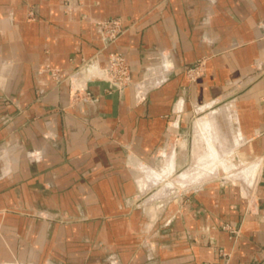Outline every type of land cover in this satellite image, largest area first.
Segmentation results:
<instances>
[{"label":"crops","instance_id":"1","mask_svg":"<svg viewBox=\"0 0 264 264\" xmlns=\"http://www.w3.org/2000/svg\"><path fill=\"white\" fill-rule=\"evenodd\" d=\"M0 264H264V0H0Z\"/></svg>","mask_w":264,"mask_h":264},{"label":"rangeland","instance_id":"2","mask_svg":"<svg viewBox=\"0 0 264 264\" xmlns=\"http://www.w3.org/2000/svg\"><path fill=\"white\" fill-rule=\"evenodd\" d=\"M32 14V12H29V16ZM107 21V27L105 28H101V31L99 30V27H98V24L99 23H102V22H105ZM111 28H115L116 30H118V36L111 42H106L105 41V36L104 34L106 35H109L111 34ZM95 29H96V32L98 33V35L101 37V39L104 41V45H103V48H107L109 47L110 45L114 44L118 38L121 36V34L124 32V27H123V22H122V19L120 16H110V17H107V18H103V19H99V20H96L95 21ZM111 52H117V53H121L123 56H124V59H125V63H126V66H127V78L125 79L126 81V84L125 86L129 85L131 82H130V78H129V65H128V62H127V59H126V55L124 52L120 51V50H117V49H110L108 51V63L107 65L109 64V59H110V53ZM97 53L94 55L96 56ZM97 58L95 57V60ZM84 61V60H83ZM85 62H83L81 65H84ZM205 64H206V58L205 57H200V58H197L195 61L189 63L185 69H184V77L186 79V81L188 83H192V82H195L200 76H202L204 74V71H205ZM106 65V66H107ZM106 66H103V67H100L98 66V68L101 70L103 69L104 67ZM80 67V66H79ZM79 67L75 70L76 72L79 71ZM84 67H87L86 66V63L84 65ZM50 68L47 66V69ZM53 70H55V74L52 75L50 73V75L55 79V80H59V72L56 68H51ZM87 69H85L86 71ZM85 73V72H84ZM103 73V72H102ZM104 74V73H103ZM105 75V74H104ZM80 76V75H77V77ZM105 78L109 81V78L107 76H105ZM109 89L110 90H114V86H112V84L110 83L109 81ZM124 86V87H125ZM123 87V88H124ZM122 88V89H123ZM115 90H119V89H115ZM121 90V89H120ZM72 99L74 100H78L79 97H92V94L91 92L85 88L84 92H79V90L77 89L76 91H73L72 93ZM6 101H8V99L6 98L5 99ZM223 102L218 101L217 102V106L221 105ZM5 120H7V118L5 117ZM190 132L192 133V131L189 130H185V136H184V140H183V148H187L188 150V153H189V149L192 148L193 144H197V146H202L204 144L203 141H201L198 137L199 140H197V142L194 140L193 136L192 135H189ZM174 142V141H173ZM237 151H234V155L232 154L230 156V160L233 161V162H236L239 160V156L236 154ZM187 160H190V157L187 156ZM196 160V157L195 156H192L191 157V162L196 164V163H201V162H195ZM202 164V163H201ZM221 174V173H220Z\"/></svg>","mask_w":264,"mask_h":264},{"label":"built area","instance_id":"3","mask_svg":"<svg viewBox=\"0 0 264 264\" xmlns=\"http://www.w3.org/2000/svg\"><path fill=\"white\" fill-rule=\"evenodd\" d=\"M107 21L99 23L98 27L99 30L101 31V28H105L107 27ZM105 41L106 42H111L113 41L117 36H118V30H116L115 28H111V34L109 35H105ZM85 65V63H84ZM84 65H81L79 67V71H77L75 73V75H80L82 76L85 72L86 67H84ZM48 71L54 75L55 74V70L48 68ZM101 71L105 74V76H107L109 78L110 83L112 84V86H114V89H122L125 84L126 81L125 79L127 78V66L125 63V59L124 56L121 53H117V52H111L110 53V59H109V64L104 67L103 69H101ZM85 90V89H84ZM224 228L232 231L233 233L237 232V228L232 227V226H227L225 225ZM223 255H227L226 253H223Z\"/></svg>","mask_w":264,"mask_h":264},{"label":"bare ground","instance_id":"4","mask_svg":"<svg viewBox=\"0 0 264 264\" xmlns=\"http://www.w3.org/2000/svg\"><path fill=\"white\" fill-rule=\"evenodd\" d=\"M220 108H222V107H220ZM216 110H217V109H216ZM211 111L213 112L214 110H211ZM218 112H219V111H218ZM225 112H226V111H225ZM210 113H211V112H210ZM210 113H206V114L211 115ZM213 113H214V114H215V113L217 114V111H216V112L214 111ZM214 114H213V115H214ZM219 114H220V112H219ZM218 116H219V115H217V117L215 116V118H219ZM226 116H227V115H226ZM226 116H225V118H226ZM208 117H209V116H208ZM211 117H214V116H211ZM221 117H222V116H221ZM209 118H210V117H209ZM225 118H224V119H225ZM207 120H208V119H207ZM211 120H212V118H211ZM215 120H217V119H215ZM225 120H226V119H225ZM212 121H213V120H212ZM208 122H209V120H208ZM225 122H226V121L220 123V120H219V123H220V124H225ZM195 123H196V121H195ZM212 123H214V122H212ZM220 124H219V126H221ZM197 125H198V124H197ZM208 125H211V123L209 122ZM214 125H215V124H214ZM201 126H202V125H201ZM203 126H204V125H203ZM203 126H202V127H203ZM211 126H213V125H211ZM219 126H218V124H217V127H219ZM199 127H200V126H199ZM199 127H198V128H199ZM205 127H206V126H205ZM205 127H204V128H205ZM207 127H208V126H207ZM217 127H216V125H215L214 129L217 128ZM223 127H224V125H223ZM223 127H222V128H223ZM208 128H209V130L211 129L210 126H209ZM212 128H213V127H212ZM222 128H220V129L223 130V132H224L225 130L222 129ZM200 129H202V128H200ZM198 130H199V129H198ZM207 130H208V129H207ZM211 130H212V129H211ZM205 131H206V130H205ZM213 131L215 132V130H212V132H213ZM217 131H218V133H219L220 130H218V128H217ZM226 131H227V130H226ZM202 132H203V129H202ZM199 133H201V131H199ZM206 133H207V132H206ZM209 133H210V131H209ZM220 133H222V131H221ZM220 133H219V134H220ZM224 133H225V132H224ZM204 134H205V133H204ZM226 134H227V133H226ZM226 134H223V135H226ZM201 135H202V134H201ZM214 135L217 137V135H216L215 133H214ZM221 135H222V134H221ZM210 136H211V133H210ZM205 137H206V136H205ZM205 137H204V140L206 139ZM213 137H214V136H213ZM220 137H221V136H220ZM220 137H219V138H220ZM222 137H223V136H222ZM227 137H228V136H227ZM214 138H215V137H214ZM224 138H226V136H224ZM229 138H231V137H229ZM217 139H218V138H217ZM220 139H221V138H220ZM206 140H208V139H206ZM215 140H216V139H215ZM221 140H224V139H221ZM227 140H228V139H227ZM202 141H203V140H202ZM211 141H212V140H211ZM225 141H226V140H224L223 143H225ZM231 141H233V140H231ZM235 141H236V140H235ZM208 142H209V141H208ZM212 143H213V142H212ZM233 143H234V142H233ZM204 144H205V145L208 144L207 147L209 148L208 150L210 151L209 143H206V142H205ZM213 144H214V143H213ZM217 144H218V143H217ZM194 145H195V144H194ZM210 145H212V144H210ZM221 145H222V143H221ZM217 146H218V145H217ZM217 146H216V147H217ZM229 146H230V145H229ZM229 146H228V148H229ZM212 147H213V145H212ZM212 147H211V148H212ZM219 147H222V146H219ZM219 147H218V148H219ZM224 147H226V146H224ZM231 147H232V146H231ZM213 149L215 150V147H213L212 150H213ZM224 149H226L225 151L227 152V153H226V155H227V154H228V150H227V148H223V150H224ZM214 150H213L212 152L215 153V151H217V150H215V151H214ZM219 150H222V149H219ZM229 150H231V149H229ZM209 151H208V152H209ZM212 152H211V153H212ZM206 153H207V152H206ZM211 153H210V154H211ZM207 154H208V153H207ZM207 154L204 153L205 156H206ZM210 154H208V156H209ZM224 154H225V152H224ZM212 155H213V153H212ZM212 155H211V156H212ZM214 155H215V154H214ZM214 155H213V158H215V161H217L216 159H218V158H216V156L214 157ZM221 155H222V154H221ZM202 156H203V154H202ZM211 156L209 157L210 159L212 158ZM217 156H218V155H217ZM199 157L201 158V156H199ZM203 157H204V156H203ZM221 157L224 158V156H219V159H218L219 161L221 160V159H220ZM206 158H207V157H205V159H206ZM223 158H222V160L224 161L225 159H223ZM201 160H204V159L201 158ZM201 160H200V161H201ZM206 160H207V159H206ZM197 161H199L198 158H197ZM204 161H205V160H204ZM208 161H209V160H208ZM195 162H196V161H195ZM201 162H202V161H201ZM226 162H227V161H226ZM202 163H204V162H202ZM220 163H221V161H220ZM223 163H224V162H223ZM217 164H219V162H218ZM221 164H222V163H221ZM251 164H253V163L251 162ZM258 164H259V163H258ZM258 164H257V165H258ZM192 165H195V166H196V164H194V163H193ZM197 165H200L201 167L203 166L201 163H200V164L198 163ZM204 165H205V164H204ZM226 165H227V164H225L224 166H226ZM257 165H256V166H257ZM208 166H209V165H208ZM228 166H229V165H228ZM196 167H198V166H196ZM204 168H206V167H204ZM204 168L202 167L201 169H204ZM214 168H215V167H214ZM246 168H247V166H246ZM248 168H249V167H248ZM211 169H213V168H211ZM211 169H210V170H211ZM196 170H197V169H196ZM198 170H200V167H198ZM198 170H197V172H198ZM204 170H205V169H204ZM204 170H203V172H204ZM206 170H207V169H206ZM243 170H244V168H243ZM246 170H248V169H246ZM207 171H209V170H207ZM214 171H216V170L214 169ZM150 172H151V170H150ZM188 172H189V169H188ZM210 172H212L211 174H215V173H216V172L213 173L212 170H211ZM153 173H154V172H153ZM201 173H202V172H201ZM208 174H209V173H208ZM208 174H207V175H208ZM227 174H228V173H227ZM227 174L225 175V177L227 176ZM247 174H248V173H247ZM255 174H256V173H255ZM189 175H190V174H188V173H183V174L181 175L182 180H183V178H186V177H188ZM203 175H204V174H203ZM228 175H230V174H228ZM198 176H200V175H198ZM201 176H202V174H201ZM204 176H206V175H204ZM208 176H210V174H209ZM229 177H230V176H229ZM244 177H245V176H244ZM191 178H192V177H191ZM227 178H228V177H227ZM230 178H231V177H230ZM232 178H233V177H232ZM232 178H231V179H232ZM170 179H171V178H170ZM170 179H169V180H170ZM174 179H177V178H174ZM235 179H236V178H235ZM180 180H181V179H180ZM182 180H181V181H182ZM187 180H188V178H187ZM251 180H252V178H251ZM188 181H189V180H188ZM198 181H199V180H198ZM171 183H173V182H171ZM182 183H183V182H182ZM246 184H247V183H246ZM250 185H251V184H250ZM164 188H165V187H164ZM165 190H166V188H165ZM162 191H163V189H162ZM159 193H160V191H159Z\"/></svg>","mask_w":264,"mask_h":264}]
</instances>
